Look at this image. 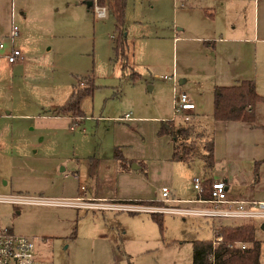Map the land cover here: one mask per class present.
<instances>
[{
  "label": "rangeland",
  "instance_id": "1",
  "mask_svg": "<svg viewBox=\"0 0 264 264\" xmlns=\"http://www.w3.org/2000/svg\"><path fill=\"white\" fill-rule=\"evenodd\" d=\"M91 1L0 0V42L9 43L16 23L23 44L29 43L23 65L11 66L0 47V230L34 239L41 264H193L194 240L212 239L221 223L233 220L160 212L161 227L151 212L102 207L118 202L164 206L163 186L171 197L192 199L197 197L194 177L223 172L235 196L256 189L254 196L263 197L264 164L261 192L253 169L256 161L264 162V113L255 125L204 118L215 137L213 171L201 156L190 162L172 159L173 142L158 130L162 119L175 115L174 77L179 91L198 89L201 81L198 90L206 104L213 91L215 69L198 74V64H204L197 45L191 44L186 59L182 42L177 49L170 33L180 26L176 15L203 0H184L185 7L179 0H127L125 59L113 47L115 17L108 10L98 16L88 7ZM230 9L237 29H260L264 35V0H257V7L254 0H230ZM243 52L241 57L223 50L221 60L238 61L239 69L242 60L262 78L264 41ZM185 74L188 81L180 83ZM89 83L95 87L81 97V116L52 120L41 115L51 103L64 104L74 85ZM15 195L45 202H11L8 197ZM252 222L264 264V219Z\"/></svg>",
  "mask_w": 264,
  "mask_h": 264
},
{
  "label": "trees",
  "instance_id": "2",
  "mask_svg": "<svg viewBox=\"0 0 264 264\" xmlns=\"http://www.w3.org/2000/svg\"><path fill=\"white\" fill-rule=\"evenodd\" d=\"M92 1L89 9L94 11V0ZM97 2L105 5L108 12L115 17L118 33L114 35L113 47L117 57L125 59L128 54L125 29L127 0H97ZM94 87V83L83 86L74 85L66 102L55 111L62 115L72 113L82 115L81 97L86 92H92ZM263 98L257 90L254 79H244L234 85L217 86L213 119L254 122L256 104ZM205 119L193 116L188 120L173 118L161 120L158 132L161 135L170 136L173 142L172 159L190 162L196 156H201L205 161L206 169L212 170L215 167V137L208 130ZM210 132L211 136H209ZM205 136H209V139L202 143L201 140ZM260 163L261 161H256V175ZM212 180V177L209 178L208 183L210 184ZM152 214L162 227V214ZM255 230L256 225L252 221L221 223L216 231L224 236V241L217 246L213 245L212 239L194 240L193 264H261L262 246L261 241L256 238ZM235 240L247 241L249 246L245 249L237 246L230 247L228 243Z\"/></svg>",
  "mask_w": 264,
  "mask_h": 264
},
{
  "label": "crops",
  "instance_id": "3",
  "mask_svg": "<svg viewBox=\"0 0 264 264\" xmlns=\"http://www.w3.org/2000/svg\"><path fill=\"white\" fill-rule=\"evenodd\" d=\"M181 2V6L185 7L184 0H179ZM259 2V0H258ZM91 4V3H89ZM257 7V0H254V7ZM89 7V5H88ZM231 9H230V0H203V2L199 4H191L190 6H186V8L182 9L181 13H178L177 16V24L180 26L176 29H171L170 33L172 34L173 41L175 42L174 45L177 46L179 42H182L181 44V51L187 52L183 56L188 59V52L189 47L191 44L197 45V49L200 50L201 55V62L206 66V70H203L202 67L204 65L198 64L202 67H200V70L197 71L198 74L202 75H208L211 74L212 69H215V77L212 82V88L213 91L208 93L209 102L206 104L205 98H203V92L198 90L199 88H203V83L201 81H198V89L191 87V90H188L187 88H184L180 91H186L189 92L192 97L194 98L196 102V108L194 109V114L197 118H213L214 115V100H215V88L217 86L221 85H234L239 83L240 81L244 79H254L256 82L257 90L258 92L264 97V75L262 74V78L258 77V73L253 71L252 67L249 66V64H244L242 60L239 62L243 65L239 69L237 66L238 61H229L228 63L222 62L221 56L223 53V50L229 51L231 49L233 52H238L241 57H243V52L246 49V46L253 43L255 45V49L257 47L258 40L264 41V35L260 34V29L258 31L254 30L253 32L251 29L249 30H241L237 29V24H235V21L232 19L230 20L228 16L231 15ZM21 13L24 15V10L21 11ZM259 13V8H258ZM176 16L174 17L176 19ZM257 18V15H256ZM126 29V27H125ZM264 33V30H263ZM225 34L227 35L225 37ZM127 35V31H126ZM9 36V35H8ZM22 36V35H20ZM114 37V35H113ZM27 42V41H26ZM25 42V43H26ZM21 46L22 49L27 53L29 43L23 44V40L21 38ZM2 49L6 48L5 55L9 53L11 48V42L9 41L8 44H4ZM202 53V54H201ZM24 59V58H23ZM193 60V58H191ZM9 61V60H8ZM20 62V63H18ZM18 62H10L11 66L14 64H25L22 63L23 61L20 60ZM187 74H191V71L187 69ZM185 74L183 78H181L180 83H185L188 81V76ZM209 74V75H210ZM194 90V91H193ZM206 92V90L204 91ZM207 93V92H206ZM51 106L48 108V112L41 114L44 116V118L47 119H55L59 117H69L73 118L71 114H59V112H56L55 109L60 107V105H57L56 103H51ZM264 105V98L263 100L259 101L256 104V120L260 116V112L264 113L261 108H263ZM20 115H26L31 116L32 114H24L21 113ZM81 116V115H80ZM174 116V115H173ZM169 117V118H173ZM247 122L251 125H255V122ZM246 121L241 120H215L214 124H239V123H245ZM216 146V143H215ZM217 162L215 159V166ZM264 162L259 165V171H258V177L256 175L255 169H256V162L253 169L254 177H255V183L258 192L263 190V187L260 185L262 184V179L260 177V174H262V165ZM216 169L215 167L212 169V171ZM209 178H224L228 181V184L231 187H233L232 181L228 178V173L223 172L222 175L217 174H210L208 175ZM234 177V176H233ZM256 189L254 190V193L244 192L241 195V197L245 198H263L262 196H254ZM233 193V192H232ZM235 194V193H234ZM247 195V196H243ZM107 196H92L90 199L94 198H105ZM93 200V199H92ZM136 200V199H134ZM157 201L156 199H147L143 201Z\"/></svg>",
  "mask_w": 264,
  "mask_h": 264
},
{
  "label": "built area",
  "instance_id": "4",
  "mask_svg": "<svg viewBox=\"0 0 264 264\" xmlns=\"http://www.w3.org/2000/svg\"><path fill=\"white\" fill-rule=\"evenodd\" d=\"M182 1V0H181ZM95 4V12L98 16H105L107 14V7ZM11 48L7 54L10 62H18L23 60V49L21 46L20 29L16 23H12L11 31L9 34ZM4 43L0 42V47ZM170 79L171 76H164ZM174 110L175 115L173 119L188 120L194 116V109L196 102L192 95L186 91H179L176 86L178 81L174 77ZM126 118H131L127 113ZM209 177H194V187L197 190V197L192 199H182L170 196V189L168 186L162 188V200L166 205L160 206L150 203H108L102 208H116L126 209L130 211H146L151 213L171 212L177 214H199L217 219H230L234 222H249L258 219H264V197L263 198H245L235 196L228 184V181L222 177L214 178L210 184L208 183ZM209 184V185H208ZM14 203L26 202H45L42 198L27 197L23 195H15L8 197ZM199 203L198 206H182L174 205L175 203ZM96 203L93 207H98ZM224 241V236L217 233L212 238L214 246H217ZM230 247L237 246L240 249H245L249 246L247 241L235 240L228 243ZM37 243L24 234H17L11 230H0V264H41L36 257Z\"/></svg>",
  "mask_w": 264,
  "mask_h": 264
},
{
  "label": "water",
  "instance_id": "5",
  "mask_svg": "<svg viewBox=\"0 0 264 264\" xmlns=\"http://www.w3.org/2000/svg\"><path fill=\"white\" fill-rule=\"evenodd\" d=\"M90 3H92V1ZM263 227H264V222H263Z\"/></svg>",
  "mask_w": 264,
  "mask_h": 264
}]
</instances>
